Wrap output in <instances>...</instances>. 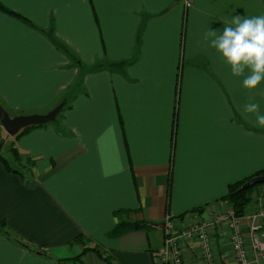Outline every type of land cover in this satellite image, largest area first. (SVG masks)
I'll return each mask as SVG.
<instances>
[{"label":"crops","instance_id":"1","mask_svg":"<svg viewBox=\"0 0 264 264\" xmlns=\"http://www.w3.org/2000/svg\"><path fill=\"white\" fill-rule=\"evenodd\" d=\"M182 1L0 0L29 21L0 11V100L16 116L63 105L16 139V173L0 165V223L15 239L0 229V264H158L167 215L212 221L231 184L264 171V127L243 107L264 113V82L244 88L205 39L264 14V0ZM123 222L149 227L109 237ZM214 225L215 264H237ZM182 250L207 264L197 240Z\"/></svg>","mask_w":264,"mask_h":264},{"label":"built area","instance_id":"2","mask_svg":"<svg viewBox=\"0 0 264 264\" xmlns=\"http://www.w3.org/2000/svg\"><path fill=\"white\" fill-rule=\"evenodd\" d=\"M183 2L185 8L189 9L190 2L188 0H183ZM227 213L229 214L224 216L217 215V220L222 224H227L237 264H258L259 258L264 255V240L261 237L264 230V214L247 215L243 219H239L232 212ZM213 219L214 221L203 220L185 227L183 223L180 225L170 215H167L162 224V248L156 253L158 264H185L182 244L193 239L202 244L207 264H215L208 228L212 223L219 222L216 217Z\"/></svg>","mask_w":264,"mask_h":264},{"label":"clouds","instance_id":"3","mask_svg":"<svg viewBox=\"0 0 264 264\" xmlns=\"http://www.w3.org/2000/svg\"><path fill=\"white\" fill-rule=\"evenodd\" d=\"M205 39L230 67L233 76H243L244 88L257 89L264 82V14L233 15L222 29L209 28ZM247 113L256 114V122L264 127L260 105L250 101L244 106Z\"/></svg>","mask_w":264,"mask_h":264},{"label":"trees","instance_id":"4","mask_svg":"<svg viewBox=\"0 0 264 264\" xmlns=\"http://www.w3.org/2000/svg\"><path fill=\"white\" fill-rule=\"evenodd\" d=\"M0 11L5 13V14H8L10 16L16 17V18L22 20L23 22H28L29 23V21L27 19H25L22 16L14 13L13 11L8 10L1 3H0ZM35 128H38V127H31V128L26 129V130H23L22 132H20L17 135V138H19L23 134H25L28 131H30L32 129H35ZM11 152L17 157L15 160L18 162L19 159H18L17 150L13 147L11 149ZM0 165L5 167V169L8 172H11V173H16L17 172V171H15L12 168L11 162H9L7 160V158L3 157L1 155V153H0ZM258 176H264V171L254 175V176H252L250 178H247V179H245V180H243L241 182H237L235 184H231L228 187L227 195L223 199H221L223 201H227V202H230L232 204L233 209H234L235 214L237 215V217H240V218L241 217H245L247 208L253 201L252 200L253 199V194L255 193L256 189L259 186H264V184H258V185H255L253 187H250V188H244V186L249 181H251L252 179H254V178L258 177ZM263 206H264V204H263ZM200 212H202V214H204L203 210H200ZM148 227H149V225L147 223H145V222H143V223H124L123 222V223L117 225L112 231H110L108 236L111 237V238H118L120 236H123V235L129 233V232L143 230V229L148 228ZM0 229L5 232V235L9 239L15 240L10 235V233L6 231V223H4V222L0 223ZM93 252H95L96 256L99 257V258H103L104 257L103 256L104 253L100 252L98 249H94ZM104 260H106V262H107L108 259L106 258Z\"/></svg>","mask_w":264,"mask_h":264},{"label":"water","instance_id":"5","mask_svg":"<svg viewBox=\"0 0 264 264\" xmlns=\"http://www.w3.org/2000/svg\"><path fill=\"white\" fill-rule=\"evenodd\" d=\"M63 105L57 106L51 112L45 115H26L11 117L8 112L0 105V123L6 133L14 137L23 130L31 127H42L53 123L59 113L61 112ZM2 146L0 145V151ZM258 184H264V176H258L249 181L244 188H250Z\"/></svg>","mask_w":264,"mask_h":264},{"label":"rangeland","instance_id":"6","mask_svg":"<svg viewBox=\"0 0 264 264\" xmlns=\"http://www.w3.org/2000/svg\"><path fill=\"white\" fill-rule=\"evenodd\" d=\"M183 2V1H182ZM0 105L8 112V114L11 116V117H16L17 113L11 108V107H8L6 105L3 104V102L0 100ZM51 112V111H50ZM25 114H31V113H25ZM20 116H26V115H22V114H19ZM51 124V123H50ZM49 125V124H48ZM17 139V135L14 136V137H11L9 136L6 131L4 130V128L2 127L1 123H0V145L2 146L1 148V155L5 158H7V160L9 162H11V165L13 168L15 169H19L17 168L18 166H22V164L24 163H20L21 161L20 160V157L18 156V162L15 160L17 157L11 152V149L13 148L14 144H15V141ZM19 164V165H18ZM253 202L254 201H262L264 203V186H259L255 193L253 194ZM226 203H228L229 205V208H227L225 211H221V213L217 214L218 216H224V215H228L229 213L227 212H232L233 215H235L236 218H239V219H243V217H237V215L235 214V211L233 209V206L230 202H227L225 201ZM252 202V203H253ZM262 203V204H263ZM213 216H215L214 213H212ZM218 216H216V220L218 219ZM214 221V219H213ZM217 222L219 223H215L214 227H223L225 228V230H227V224H222V222L218 221ZM227 228V229H226ZM230 246L232 247V243L230 242Z\"/></svg>","mask_w":264,"mask_h":264}]
</instances>
